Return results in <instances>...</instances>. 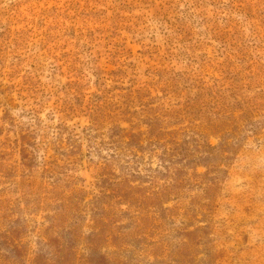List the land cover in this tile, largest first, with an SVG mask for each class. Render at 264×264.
<instances>
[{
	"label": "rangeland",
	"instance_id": "obj_1",
	"mask_svg": "<svg viewBox=\"0 0 264 264\" xmlns=\"http://www.w3.org/2000/svg\"><path fill=\"white\" fill-rule=\"evenodd\" d=\"M0 264H264V0H0Z\"/></svg>",
	"mask_w": 264,
	"mask_h": 264
},
{
	"label": "trees",
	"instance_id": "obj_2",
	"mask_svg": "<svg viewBox=\"0 0 264 264\" xmlns=\"http://www.w3.org/2000/svg\"><path fill=\"white\" fill-rule=\"evenodd\" d=\"M61 246H62V245H61ZM57 251H59V252H62V250H61V249H59V250H57ZM57 251H56V252H57ZM84 263H87V262L85 261Z\"/></svg>",
	"mask_w": 264,
	"mask_h": 264
}]
</instances>
